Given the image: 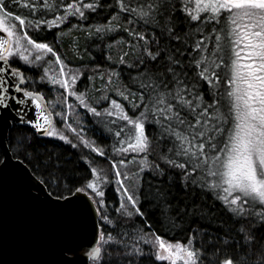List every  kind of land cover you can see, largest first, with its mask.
I'll return each mask as SVG.
<instances>
[{
  "label": "snow or ice",
  "instance_id": "obj_1",
  "mask_svg": "<svg viewBox=\"0 0 264 264\" xmlns=\"http://www.w3.org/2000/svg\"><path fill=\"white\" fill-rule=\"evenodd\" d=\"M21 4L27 15L20 14ZM100 12L108 13L106 22L88 35L123 28L145 41L136 60L128 61L126 52L119 56L135 73L129 79L137 91L117 89L125 101L131 98L133 115L107 93L105 106L89 103L77 85L90 69L72 67L55 39L39 37L65 24L85 27L79 21ZM121 14L123 24H113ZM136 25L151 28L150 36ZM20 63L42 74L30 78ZM112 73L120 75L110 69L109 81ZM37 83L54 86L57 99L46 100ZM69 96L97 118L93 123L105 139L112 134L110 144L85 138ZM110 117L126 123L105 128L114 123ZM0 124L14 130L7 139L15 145L10 149L0 138V183L11 174L27 185L31 200L93 216L92 239L79 250L70 237L63 241L58 264H79L80 255L87 257L83 264H141L153 254L170 264H251L259 254L264 264V0H0ZM22 125L73 148L83 142L105 158L108 171L84 155L91 178L66 177L62 186L53 173L46 181L52 191L68 194L53 200L45 181L32 183L22 163L35 167L32 140L15 132ZM107 187L117 202L106 200ZM177 232L186 235L165 238ZM221 252L227 258L219 260Z\"/></svg>",
  "mask_w": 264,
  "mask_h": 264
},
{
  "label": "trees",
  "instance_id": "obj_2",
  "mask_svg": "<svg viewBox=\"0 0 264 264\" xmlns=\"http://www.w3.org/2000/svg\"><path fill=\"white\" fill-rule=\"evenodd\" d=\"M56 0H49V3H55ZM66 2H71V0H66ZM87 2V0H85ZM146 2V0H145ZM111 3V0H109ZM20 14L27 15L28 9L24 4L20 5ZM108 16L107 12H100L95 18H89L88 20H80L79 23L86 25L85 27H77L73 28L71 25H61L59 29H54L52 32H48L47 30L41 31L39 33V37L41 39H45L48 42H52L53 39L57 42V48L63 53V57L67 63L74 65L76 67H82L84 69H90V71H86L85 76L82 78L88 86L89 91L93 93V100L104 95V93L110 92L114 95H118L116 92L117 89L126 90L129 89L133 92L137 91L136 87L133 85L132 81L129 79V72L134 73L133 68H129L127 64H121L119 62V56L121 52H126L128 55L126 59L128 61H134L140 55L141 45L145 43L143 40H137L136 37L129 36V34L122 29L114 30L111 32H102L96 35H88V33L95 32L96 24H103L106 22V17ZM30 18V17H29ZM10 23H17L16 21H9ZM120 22L123 24V14H121V18L119 20H113L112 23L115 24ZM73 23H77L76 20H73ZM92 26L91 28L87 26ZM126 27V25H124ZM137 30L145 31L146 35L151 34L152 29L147 28L143 29L140 25H136ZM30 35L33 32H29ZM122 37V39H121ZM131 40L133 43L130 45L128 41ZM75 45V47H74ZM78 50V51H77ZM111 55V59H108V56ZM97 65L100 67L97 68ZM17 66H20L22 70L28 75L30 78L38 79V76L42 74V69L31 70L27 65L20 63ZM115 69L116 72H119L120 75L117 76L115 73H112V80H108L109 70ZM92 78L89 79L88 77ZM107 85V87H105ZM29 87H33L29 85ZM99 87L102 89L101 92L98 91ZM110 87V88H109ZM37 90H41L44 92L46 100H53L54 96L52 95L53 91L51 85L49 84L46 87H42L39 83L35 85ZM138 98V93H137ZM123 102L126 104V109L128 112L133 115L136 112V109L132 107L131 98L128 101L123 99ZM82 118V115H80ZM55 119V117H54ZM115 119V120H114ZM90 127L88 128V133L86 134L88 140L95 141L97 145H107L111 143V133H109V139H105L101 133L100 127H97L93 121L96 119L92 118V115L89 113L87 117L83 118ZM114 123H111L109 126L105 124V128H114L118 123H116V117H112ZM55 123L57 120L55 119ZM14 130L9 129V136L13 134ZM15 132L20 133L23 132L26 137L32 140V148L28 149L30 153H32L33 157V165L27 164L33 173L42 181H45V185L49 189V191L54 196H67V192L62 189H58L53 192L51 186L46 182L49 177L55 173V177L60 180L62 186L65 185V178H83L84 180L91 178L89 175V166L83 161L82 157L84 155H90L93 161H101L105 162V158L99 157L96 153L88 149H77L73 148L70 143L59 140L58 138H52L47 136H41L37 133H34L32 128L26 125L19 126ZM70 139L78 142L76 136ZM86 138V137H85ZM74 143V142H73ZM83 144V142H79V144ZM9 144V141H8ZM15 146L14 144H9V147ZM36 149V152H32V149ZM147 178V177H146ZM105 198L108 201H112L113 203L117 202V194L115 193L112 187H107ZM208 203H215V207L219 209V202L213 201V198L209 195L207 197ZM111 208V205H110ZM155 221V217H153ZM110 230V229H106ZM168 230L165 228L161 231V235H164ZM184 233H173L171 235L165 236L166 239H179L182 238ZM219 260L227 258L226 255L221 252L218 257ZM141 264H170L169 261H157L152 256H144L141 260ZM207 264V261H205ZM251 264H260V256L257 254L252 258Z\"/></svg>",
  "mask_w": 264,
  "mask_h": 264
},
{
  "label": "water",
  "instance_id": "obj_3",
  "mask_svg": "<svg viewBox=\"0 0 264 264\" xmlns=\"http://www.w3.org/2000/svg\"><path fill=\"white\" fill-rule=\"evenodd\" d=\"M28 115L31 117L32 113ZM8 136L9 129L0 124V138H4L5 144H8ZM22 163L35 178L32 183L42 181L24 161ZM42 187L53 200L57 199L45 183ZM95 219L98 221L99 217ZM92 236L91 212L69 213L33 201L27 194V185L11 174L0 183V264H58L59 246L63 241L70 237L74 248L79 250ZM76 259L83 264L87 257L80 255Z\"/></svg>",
  "mask_w": 264,
  "mask_h": 264
},
{
  "label": "rangeland",
  "instance_id": "obj_4",
  "mask_svg": "<svg viewBox=\"0 0 264 264\" xmlns=\"http://www.w3.org/2000/svg\"><path fill=\"white\" fill-rule=\"evenodd\" d=\"M9 22V21H8ZM46 59H54L53 57H51V54H48V56L46 57ZM72 67H74V68H76V66H74V65H72ZM42 69V68H41ZM43 71V70H42ZM41 71V72H42ZM87 84V83H86ZM86 84H85V82H84V80L82 79L79 83H78V85H77V91H85V95H86V97L88 98V102L89 103H91V104H93L94 106H97L96 104H95V102L96 101H99L100 103H99V107H103V106H105L106 104H107V101H105L104 99H103V96H101L100 94H99V97L98 98H96L95 100H93V93H91V91H89V88H88V86H86ZM51 88H52V91H53V93H52V95L54 96V99L53 100H56L57 99V94H56V92L53 90V88H54V86H52L51 85ZM110 88V87H109ZM101 88L99 87V89H98V91L99 92H101ZM116 92H117V90H116ZM107 94H108V96L110 97V98H116V99H119L120 100V102L121 103H123L125 106H126V104L123 102V98L122 97H120V96H116V95H114V94H112L111 93V90H110V92H108L107 91ZM69 101H71V103H72V105L75 107V109H76V112H78L80 115H82V123H79V126L80 127H83L84 128V133H83V135L86 137V139H87V136H86V134L88 133V128L90 127V125L86 122V121H84L83 120V118L84 117H87L88 115H89V113L81 106V105H79V103L76 101V99H75V97H71V96H69ZM57 110H63V106H61V108H58ZM129 115H131L130 113H129ZM92 118H94V119H97L96 117H93L92 116ZM55 119L57 120V123H56V126H57V128H63V120L60 118V117H55ZM110 120H112V117H110L109 118ZM115 120V119H114ZM113 121V120H112ZM116 123H118V124H123V123H126L125 121H122L121 119H119V118H116ZM56 122V121H55ZM69 122H72L73 123V126L75 127V126H77V124H78V121H77V118H76V116L73 114V113H69ZM109 126L111 125V124H108ZM91 128V127H90ZM64 131H65V134H67V135H71V137L72 138H75L74 136H76L75 134H73V133H71V131L70 130H68V129H64ZM77 138V137H76ZM78 139V138H77ZM70 140H72L73 141V139H70ZM74 143H77L75 140L73 141ZM77 149H79V150H81V149H88V150H90V151H92L91 149H89V148H87L84 144H79V146L78 147H76ZM93 152V151H92ZM93 153H95V152H93ZM111 155H115V154H111ZM95 163H98V164H100V166L103 168V170H104V172H107L108 171V167L106 166L107 165V162L105 161V162H101V161H96L95 160ZM131 168H132V171L133 172H135V167L134 166H130ZM177 264H182V262H180V261H178L177 262Z\"/></svg>",
  "mask_w": 264,
  "mask_h": 264
}]
</instances>
